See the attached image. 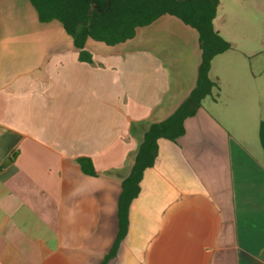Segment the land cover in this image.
Masks as SVG:
<instances>
[{"label":"crops","instance_id":"crops-1","mask_svg":"<svg viewBox=\"0 0 264 264\" xmlns=\"http://www.w3.org/2000/svg\"><path fill=\"white\" fill-rule=\"evenodd\" d=\"M221 4L214 27L232 45L210 68L221 92L175 140L158 139L112 252L146 132L197 85L198 31L162 15L116 45L89 38L85 62L59 20L41 21L30 0H0V138L20 136L0 162V264H264V150L239 133L240 98L219 71L241 38Z\"/></svg>","mask_w":264,"mask_h":264},{"label":"trees","instance_id":"trees-1","mask_svg":"<svg viewBox=\"0 0 264 264\" xmlns=\"http://www.w3.org/2000/svg\"><path fill=\"white\" fill-rule=\"evenodd\" d=\"M41 21L59 20L74 39L82 61L93 62V54L87 48L89 38L108 45L122 43L136 34L137 28L150 24L162 15H173L194 27L199 34L202 62L196 87L183 104L168 119L153 123L139 147L134 165L122 184L118 204L119 231L112 252L125 237L129 227V208L139 194L144 170L153 165L158 148V139L175 140L183 134L184 121L195 114L205 96L216 86L210 77L213 58L232 47L214 27L220 0H30ZM95 4V7L92 5ZM260 141L264 150V120L260 124ZM7 152L20 139L10 134ZM83 171L94 174L89 157L78 158Z\"/></svg>","mask_w":264,"mask_h":264},{"label":"rangeland","instance_id":"rangeland-1","mask_svg":"<svg viewBox=\"0 0 264 264\" xmlns=\"http://www.w3.org/2000/svg\"><path fill=\"white\" fill-rule=\"evenodd\" d=\"M221 1V19L241 38L237 41L239 47L226 54L230 57L220 58L219 61L226 60L222 67L221 63L218 65L219 71L228 78L231 89L240 98L231 103V107L237 106L236 110H239V133L249 138L255 133L254 136L260 139L261 123L257 126V122L259 116L264 117V0ZM217 88L221 92V86L216 82L212 91L218 92ZM8 140L6 136L0 138V162Z\"/></svg>","mask_w":264,"mask_h":264},{"label":"water","instance_id":"water-1","mask_svg":"<svg viewBox=\"0 0 264 264\" xmlns=\"http://www.w3.org/2000/svg\"><path fill=\"white\" fill-rule=\"evenodd\" d=\"M108 2H109V0H108ZM92 5L95 7V4L92 2Z\"/></svg>","mask_w":264,"mask_h":264}]
</instances>
